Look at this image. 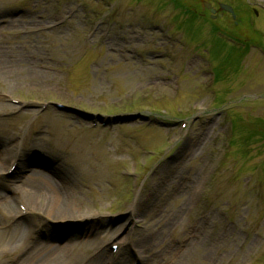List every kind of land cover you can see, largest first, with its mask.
Masks as SVG:
<instances>
[{"label":"rangeland","instance_id":"obj_1","mask_svg":"<svg viewBox=\"0 0 264 264\" xmlns=\"http://www.w3.org/2000/svg\"><path fill=\"white\" fill-rule=\"evenodd\" d=\"M176 1L0 0V62L26 58L0 75V177L11 151L52 158L85 215L11 211L27 206L20 157L0 264H27L35 240L71 247L65 264H139L134 246L143 264H264V0H213L238 16L216 24Z\"/></svg>","mask_w":264,"mask_h":264},{"label":"bare ground","instance_id":"obj_2","mask_svg":"<svg viewBox=\"0 0 264 264\" xmlns=\"http://www.w3.org/2000/svg\"><path fill=\"white\" fill-rule=\"evenodd\" d=\"M20 53V52H19ZM18 57L15 54L14 56H9L8 61H5L3 63L0 62V75H2L4 78H7L8 80H11L10 78L13 77L12 74L14 73L16 66L18 65H25L24 55L22 53L19 54ZM26 78L32 79L33 77L36 79L34 81L35 84H38L41 81V76L47 75V72L40 73L37 69H32L31 73L26 74ZM49 77V75H47ZM25 78V79H26ZM17 134L11 135V140H15L17 138ZM9 140V138H8ZM12 147H9L5 149L4 151L8 153L11 150ZM8 156L7 161H11L12 159L19 160L20 157L23 158V162L28 163L27 169L25 168L23 171L21 164L19 167L14 171L13 176H18L21 172L27 173V175L22 176L19 179H16L17 182L21 185V194L23 195L22 200L25 202V205L27 209L34 208L38 209L37 211L40 213V216L42 219L48 221H55L60 222L64 221H73V220H82V218H85V215L81 213V211L77 208L78 206V198L81 195V193H78L76 189H74V180H72L66 176V174L59 168L55 167V162L52 158V160H45L41 161L40 163H36L30 159H28V155H20V152L11 151ZM34 159V158H33ZM3 166L0 165V173L2 171ZM9 170V169H8ZM12 176V177H13ZM1 180L2 183H5V194H2L0 196V203H3L6 206H9V195L15 196V195H21L18 194L19 190L15 184L12 182H7L9 179V176H4L1 174ZM14 178V177H13ZM18 178V177H16ZM12 192H16L14 195ZM16 209L19 214H16L20 216L22 212L18 210L17 208L13 207L11 208V211ZM34 213L30 212L29 217H33ZM19 225L23 224L22 221H17ZM118 234H114L112 236L113 238H116ZM146 237H143L141 242H146L143 245H146L147 243L150 245L152 244V240H150L152 235L145 234ZM28 239H31V237H27ZM39 240V239H38ZM39 241H36L34 243H31L33 245V252L30 261H26L29 264H65V260L63 262V257L65 255V252L69 250L71 247H65L67 250H62L60 247L57 248L56 246H53L47 242L41 243ZM141 244L139 243V246ZM138 246V248H139ZM105 248V247H104ZM102 248L101 252L104 253L106 249ZM129 253L131 256L133 255V258H139V264H143L142 262L146 260L148 257L145 253H143L141 250H138L135 246L133 249L128 248ZM136 252V253H135ZM103 255V254H102ZM141 260V261H140ZM27 263V264H28Z\"/></svg>","mask_w":264,"mask_h":264},{"label":"flooded vegetation","instance_id":"obj_3","mask_svg":"<svg viewBox=\"0 0 264 264\" xmlns=\"http://www.w3.org/2000/svg\"><path fill=\"white\" fill-rule=\"evenodd\" d=\"M201 4H202V9H203V11H201V15L206 16V17L207 16H210L211 17V13L204 6L205 4L203 3V1L201 2ZM213 5H214V3H213ZM213 8H214V6H213ZM215 9H216V12L215 13H216V17L217 18H222L224 16V14H227L225 12L220 11L219 5Z\"/></svg>","mask_w":264,"mask_h":264},{"label":"water","instance_id":"obj_4","mask_svg":"<svg viewBox=\"0 0 264 264\" xmlns=\"http://www.w3.org/2000/svg\"><path fill=\"white\" fill-rule=\"evenodd\" d=\"M221 7H222L223 9H225L226 11H228V12H230V13L232 12V13L234 14L233 9L230 8L229 6L221 5Z\"/></svg>","mask_w":264,"mask_h":264}]
</instances>
